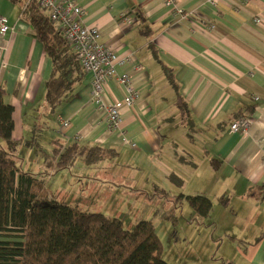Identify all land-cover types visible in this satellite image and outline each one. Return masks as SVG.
Here are the masks:
<instances>
[{"label": "crops", "instance_id": "crops-1", "mask_svg": "<svg viewBox=\"0 0 264 264\" xmlns=\"http://www.w3.org/2000/svg\"><path fill=\"white\" fill-rule=\"evenodd\" d=\"M213 1L166 6L165 0H75L83 7V23L97 27L102 41L119 54H132L139 66L132 74L139 97L123 108L118 130H107L86 73L73 95L39 121L51 61L22 14L30 0H0V16L11 26L0 33V85L13 106L14 139L29 140L35 128L44 152L54 140L116 149L115 157L94 164L78 159L84 169L79 175L100 194L112 184L121 196L113 216L123 225L132 219L118 213L125 200L136 202L139 214L146 211L137 221L153 223L167 262L264 264V0ZM144 24L149 31L142 30ZM123 94L115 79L108 81L109 100ZM236 115L252 120L244 131L231 133ZM58 116L70 121L61 132L54 127ZM122 135L135 146L121 142ZM18 156L23 162L35 157L36 174L44 171L34 147L22 145ZM138 168L145 169L143 187ZM51 173L45 188L54 196ZM187 195L210 200L205 218ZM156 209L160 218L153 216Z\"/></svg>", "mask_w": 264, "mask_h": 264}, {"label": "trees", "instance_id": "trees-1", "mask_svg": "<svg viewBox=\"0 0 264 264\" xmlns=\"http://www.w3.org/2000/svg\"><path fill=\"white\" fill-rule=\"evenodd\" d=\"M22 14L51 61L44 101L37 113L40 121L73 95L84 71L37 0H30ZM135 14L140 23L145 21L140 9ZM142 30L150 29L144 24ZM163 66L171 73V68ZM12 112L0 85V264H172L162 257L163 245L150 220L141 219L127 229L119 218L82 211L56 200L45 188V175L50 171L69 168L78 159L89 165L113 158L115 148L54 140L55 145L44 152L35 128L29 140L12 137ZM22 145L34 147L36 158L43 159L42 173L21 167L18 151ZM185 200L200 218L208 215L211 202L207 197L187 195Z\"/></svg>", "mask_w": 264, "mask_h": 264}, {"label": "built area", "instance_id": "built-area-1", "mask_svg": "<svg viewBox=\"0 0 264 264\" xmlns=\"http://www.w3.org/2000/svg\"><path fill=\"white\" fill-rule=\"evenodd\" d=\"M41 10L46 13L50 22L62 34L65 42L76 54L86 74L91 75L92 103L106 113V127L109 131L120 129L123 108L131 107L139 97L138 89L133 84V72L139 68L132 54H119L111 44L102 41L97 27L83 23V7L75 0H37ZM177 0H165L166 6H176ZM211 4L215 2L211 0ZM130 22V17H125ZM258 20H256L257 22ZM11 29L6 18L0 16V33L5 34ZM123 71L118 72L117 68ZM115 79L124 88L121 100L111 101L106 97V85ZM252 118L242 115L230 123V132L244 131ZM70 126L69 119L58 116L55 129L59 132ZM121 142L135 146L122 135Z\"/></svg>", "mask_w": 264, "mask_h": 264}, {"label": "rangeland", "instance_id": "rangeland-1", "mask_svg": "<svg viewBox=\"0 0 264 264\" xmlns=\"http://www.w3.org/2000/svg\"><path fill=\"white\" fill-rule=\"evenodd\" d=\"M36 162L37 160L35 159V157H32L31 160H25V162H23L21 158L19 160V164L24 170L34 174H36L37 169ZM81 165V161L76 160L74 164L69 168L61 169L56 172L52 171V175L50 174L51 176L48 177V183L49 187L54 193V198L58 201H64L70 205L76 206L82 211L101 212L106 215L113 216V213H115L113 211V206L114 204L119 203L117 199L121 196L114 192L111 183H107L108 187L106 188V192L104 194H100L101 189L97 190L96 185L90 187V179H84L79 175L80 171L84 170ZM144 173V168H138L137 178L140 179L141 177H143ZM52 183H54L53 186L51 185ZM144 183L145 180L140 179L138 184L139 187H143ZM118 210L120 211L118 213H120L122 216L132 215V219H136L129 220L126 218L124 226L127 229H131L135 225L136 221L140 219L139 217H143V215L147 213L145 211L142 215L139 214L140 208L138 207L137 203L133 201L132 204L127 200L121 203L120 209ZM160 212V209L154 210L153 216L160 218Z\"/></svg>", "mask_w": 264, "mask_h": 264}]
</instances>
